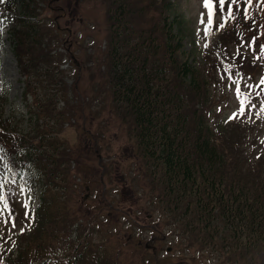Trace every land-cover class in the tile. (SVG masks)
Returning <instances> with one entry per match:
<instances>
[{
	"label": "trees",
	"instance_id": "16d2710c",
	"mask_svg": "<svg viewBox=\"0 0 264 264\" xmlns=\"http://www.w3.org/2000/svg\"><path fill=\"white\" fill-rule=\"evenodd\" d=\"M141 1L135 16L143 15V19L153 8L158 19L153 26L147 27L142 20H133L134 9L128 0H111L101 87L110 104L131 118L135 133L132 131L130 138L135 136L137 144L134 153L138 151L143 163L151 167L152 175L156 171L159 173L157 180L151 174L148 176L152 186L159 188L157 198L164 222L173 224L177 231H185L183 237L192 251H215L220 258L214 264H232L233 261L264 264V166L250 167L244 172L238 144L228 138L219 140L214 135L208 124L211 113L206 100L208 86L198 70L199 61L192 62L188 56H183L186 21L174 2L147 0L142 4L144 1ZM29 2L33 0H12L11 3L4 2L0 8L5 20L12 21L11 42L19 69L27 79L31 80L33 76L41 83L40 92L31 81L25 83V93L30 92L33 96V108H30V116L34 118L33 135L29 138L20 135L19 141L18 137L9 140L19 149L22 147L21 155L35 163L43 173H48L47 181L57 186L55 179L58 176L60 184L67 180L66 163L73 160L79 166L89 167L90 154H96L102 148L97 145L96 135H92L91 146L90 141H86L69 150L59 137L61 125L69 118H74L75 129L84 133V115L81 114L82 119L78 122L71 111L78 112L79 107L83 108L86 96H78L75 100L70 93L87 74L90 79L87 84L97 85L98 82L94 81L93 71L85 67L91 61L89 55L85 64L76 67L78 80L67 85L65 76L68 73L59 69L63 54L50 52L57 32L53 33L50 26L35 17ZM259 15L262 12L255 17ZM262 29L261 36L264 37V27ZM194 56L198 57L197 54ZM59 101H62L61 107L57 106ZM3 125L0 120V127ZM100 135L106 145L104 135L101 132ZM78 157L84 160L80 161ZM106 167L108 165L104 163L103 177L108 173ZM97 196L96 205L103 209L99 215L106 213L102 218L121 209L104 187ZM152 198L153 201L156 199ZM67 200L68 197L56 202L54 196H42L37 211L48 219L50 215L54 217L51 226L57 231L56 236L64 239V245L60 247L64 253L58 257V264L73 262L72 250L76 244L68 239L70 233L80 229L93 233L94 223L99 221V215L94 214L90 227L86 226L88 215L80 216L82 221L78 219L73 224L76 210L66 207ZM46 225L43 218L37 231ZM97 225L100 227L102 223ZM70 246L71 253L66 255ZM26 251L19 250L8 264H31L29 261L40 260H29ZM196 256V252L191 253L190 258ZM146 262L157 264L155 259Z\"/></svg>",
	"mask_w": 264,
	"mask_h": 264
},
{
	"label": "rangeland",
	"instance_id": "374dc122",
	"mask_svg": "<svg viewBox=\"0 0 264 264\" xmlns=\"http://www.w3.org/2000/svg\"><path fill=\"white\" fill-rule=\"evenodd\" d=\"M139 1L128 0L132 10L134 9L133 20H142L141 23L147 27L153 26L158 20L153 8L143 19V15L135 16L137 7L141 6ZM171 1L186 21L183 56H188L193 62L197 60L194 53L198 55L201 65L198 70L208 86L206 100L211 106L208 124L214 135L219 140L228 138L238 144L244 172H247L250 167L264 166V84H261V80L264 79V49H262L264 37L261 36L264 27V9L262 15L251 18L242 0H239V3L232 5L234 18L226 19L224 28L218 29L220 23L217 24V22L221 15L214 7V23L205 35V29L208 26L206 23H201L202 19L207 20L202 0ZM258 1L264 2V0ZM141 2L145 4L147 0ZM1 4L2 2H0V8ZM110 5L111 0H33L29 2V9H33L35 17L50 26L53 33L55 31L58 33L52 44L54 48L59 46L56 51L62 53L61 40L66 38L65 43H71V36H74V43L77 39L82 48L81 53L77 50L76 59L81 64H85V59H89L86 57L92 56L85 67L88 66L93 71L94 81L98 82L97 85L87 84V81H90L88 74L85 77L82 76L79 82L77 81L76 90L70 93V97L76 100L78 96L85 95L86 103L83 108L79 107L78 112L71 111V114L77 118L78 122L82 119L81 114L85 117V131L80 139L83 142L89 141L92 135H96L99 139L97 145L102 148L96 154H90L89 167L78 164L75 167L71 166L76 172L75 175L72 174L68 180L58 186H63L68 194L66 207L76 210L72 218L73 224L80 219V216H87L89 211H95L94 195L97 196L98 191L106 183V193L117 197L115 200L119 202L121 209H116L119 212H114V215L106 219L102 218L103 215L99 217L98 222H95L94 231L88 238L93 242V247L82 251V261L79 264H93L96 250L102 251L104 264L112 262L113 264H147L144 260L147 257L146 252L150 255L155 252V256L162 264H177V262L178 264H214L220 258L215 251L209 249L192 251L183 237L185 231H177L170 222L164 223L166 220L160 213L162 206L157 198L159 188L152 186L148 176L151 174L157 180L159 173L156 171V174L152 175L151 167L143 163L138 151L134 153V145L137 144L135 136L133 139L130 138L131 132H134L131 118L110 104L106 91L101 87L103 81L101 77L105 70L103 48H107ZM59 6L65 10L67 6L72 8L70 18L65 15L56 16L60 12ZM251 7L253 8L254 5L252 4ZM16 13H18L17 10ZM1 17L0 15V120L5 121L3 126L7 125L9 131L17 130L14 132L15 136L20 134L29 136L33 133L34 125L29 116L33 96L30 92L24 93L25 83L31 81L39 92L41 83L33 76L30 80L22 74L12 49V21H6L7 23L4 22L1 25L4 19ZM55 20L62 27L61 30H57ZM64 26L70 27L71 33H65ZM221 30H226L227 33L219 35ZM45 39L46 35L43 37L44 41ZM218 41L226 45V49L228 47L231 54L248 58L241 61L228 57L218 47ZM60 63L62 61L59 65ZM78 68L80 64L77 61ZM229 70L232 72H228ZM67 73L65 76L67 85H71L75 79L78 80L79 75L75 67ZM237 85L241 93L239 96L236 92ZM103 86L107 89L106 84ZM49 88L54 91L51 85ZM258 93L260 96L257 95ZM242 99L245 100L243 112L240 105ZM61 105L62 102L57 104L58 107ZM66 120L70 123L65 122ZM71 120L74 118L64 120L59 134L60 139L64 140L67 146L75 143L76 126L71 124L73 122ZM100 132L104 135L106 145ZM0 134L4 137V140L0 141V177L6 178L5 183L0 186V196L3 197V200H0V264H8L7 257L9 254L11 256L10 252L20 246H23V250H27L25 253L29 260L33 254L46 256L45 250H50V253L57 256L60 252L55 249L64 245V239L57 237V231H54L51 226V220L54 217L51 215L49 219L45 217L47 225L38 232L37 226L35 228L25 226L27 224L26 209L22 206L27 203V210L31 209V206L34 209L39 202L40 191L46 188L48 192L49 187H46L44 178L33 176L41 170L32 171L28 165L20 179H17L16 170L22 167V161L9 141L14 134L6 135L1 129ZM87 135L90 136L89 139ZM78 159L84 160L82 157ZM96 162L100 164L97 165ZM104 162L108 165L106 167L108 169L105 168L108 173L99 182V177L104 171ZM13 178H15L14 182ZM22 187L23 193H21ZM59 191L63 190L59 189ZM152 197L156 199L153 201ZM5 203L8 205L7 208L4 207ZM131 209L135 211V214H132L134 220L138 219L136 224H131L124 218L123 213ZM13 221L16 224L15 227L12 226ZM101 223L102 226L98 227L97 224ZM21 229L24 230L21 231ZM79 232L81 234V229ZM53 236L54 241L48 247L47 243L53 240ZM70 236H74V232H71ZM138 239H141L142 246L135 248L133 245ZM6 242L8 246L6 250H3ZM144 242L148 246L150 244L149 251L143 246ZM152 246L154 248H151ZM168 246L169 251L166 250ZM116 248L121 249L115 251ZM2 251L7 252L2 256ZM195 252L196 258H190L191 253ZM159 262L157 264H160ZM56 263V259L51 257L45 264ZM232 264L237 263L233 261Z\"/></svg>",
	"mask_w": 264,
	"mask_h": 264
},
{
	"label": "snow or ice",
	"instance_id": "6c2138e0",
	"mask_svg": "<svg viewBox=\"0 0 264 264\" xmlns=\"http://www.w3.org/2000/svg\"><path fill=\"white\" fill-rule=\"evenodd\" d=\"M0 2H3V0H0ZM246 2H250V0H246ZM216 6L219 9V12L221 14V23L218 25V29H223L225 26V21L226 19H232L234 18V14H233V8L232 5L239 3V0H215ZM202 6L206 9V15H207V20L205 21L204 19L201 20V23H206L207 24V28L205 29V35L208 34V32L211 30V25L214 23V15H215V9H214V0H202ZM205 47H207V45H205ZM262 49H264V46H262ZM261 84H264V79L261 80ZM251 87V86H249ZM236 92L237 95L239 96L240 93V88L237 85L236 87ZM240 105H241V112H243V108L245 105V100H241L240 101ZM233 118V117H230ZM6 178L5 177H0V186L3 185V183H5ZM15 178H13V182H14ZM24 189L23 187L21 188V193H23ZM0 200H3V197L0 196ZM26 211H25V217L28 218V212H27V208L28 205L27 203L22 205ZM4 207L7 208L8 205L5 203ZM12 226L15 227L16 224L13 221ZM24 229H21V231H23Z\"/></svg>",
	"mask_w": 264,
	"mask_h": 264
}]
</instances>
